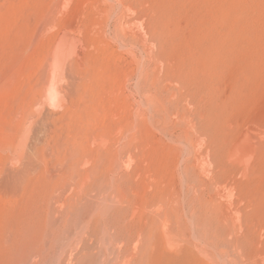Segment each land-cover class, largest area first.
I'll return each mask as SVG.
<instances>
[{
    "label": "rangeland",
    "instance_id": "1",
    "mask_svg": "<svg viewBox=\"0 0 264 264\" xmlns=\"http://www.w3.org/2000/svg\"><path fill=\"white\" fill-rule=\"evenodd\" d=\"M0 264H264V0H0Z\"/></svg>",
    "mask_w": 264,
    "mask_h": 264
}]
</instances>
